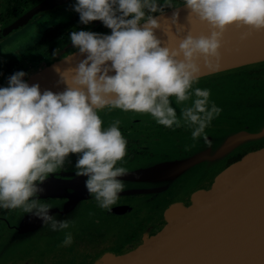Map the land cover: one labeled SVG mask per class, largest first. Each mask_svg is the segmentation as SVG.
<instances>
[{
    "label": "clouds",
    "instance_id": "obj_1",
    "mask_svg": "<svg viewBox=\"0 0 264 264\" xmlns=\"http://www.w3.org/2000/svg\"><path fill=\"white\" fill-rule=\"evenodd\" d=\"M71 10L81 24L100 21L110 34L73 30L74 51L53 50L62 90L30 84L24 71L0 87V208L64 232L63 246L73 243L75 221L59 219L42 201L50 176L75 156V176L86 178L88 194L109 211L126 187L129 173L119 165L128 142L120 120L105 126L100 112L150 114L169 129H191L193 141L211 148L206 129L222 109L209 89L194 85L205 68L221 67L230 30L242 40L264 35V0H75ZM197 24L207 31L198 33Z\"/></svg>",
    "mask_w": 264,
    "mask_h": 264
},
{
    "label": "flooded vegetation",
    "instance_id": "obj_2",
    "mask_svg": "<svg viewBox=\"0 0 264 264\" xmlns=\"http://www.w3.org/2000/svg\"><path fill=\"white\" fill-rule=\"evenodd\" d=\"M40 1L0 0V32ZM74 2L70 0L50 9L0 39V87L6 86L8 77L16 71L28 73V79L37 69L60 60L51 55L57 48L62 49L61 55L74 51L69 38L73 30L110 34L100 21L81 24L79 15L71 10ZM207 89L223 90L222 95L213 92L211 96L230 101L215 102L222 111L206 129L211 148L203 138L193 141L191 129L187 127L169 129L153 119L132 118L134 112L101 111L105 126L120 120V130L128 142L126 156L119 166L135 172L178 157L221 150L224 157L219 169H224L264 147L262 136L250 137L245 142H228L232 135L242 130L257 133L264 126V123L254 122L255 119L264 120V66L212 77L207 81ZM251 116L249 123L246 117ZM75 159L73 156L71 163L49 177L43 185L46 191L41 198L52 206L51 214L61 220L74 219L75 223L68 230L73 234V243L63 246L64 232H52L42 224H34L32 217L20 209L0 208V264H92L106 252L130 250L144 236L155 235L162 229L165 206L179 195L189 180L198 174L203 182L200 188H208L216 173L214 163L206 161L171 185L162 180L125 181L124 191L109 211L100 209L88 194L85 178L75 176ZM203 167H207L208 173L199 175ZM185 202H191L190 195H186Z\"/></svg>",
    "mask_w": 264,
    "mask_h": 264
},
{
    "label": "water",
    "instance_id": "obj_3",
    "mask_svg": "<svg viewBox=\"0 0 264 264\" xmlns=\"http://www.w3.org/2000/svg\"><path fill=\"white\" fill-rule=\"evenodd\" d=\"M69 1H40L5 27L0 32V39ZM184 15L182 12V23ZM196 30L206 32L207 28L197 24ZM59 63L60 60L44 65L26 80L30 84L39 83L42 89L62 90V86H57L58 76L54 71V65ZM258 66H264V35L242 40L240 31L230 30L222 48L221 67L213 71L205 68V74L194 87L207 88V81L212 77ZM136 117L139 120L153 119L150 114L136 113ZM256 136L264 137V126L257 133L242 130L232 135L228 142H245ZM223 157L221 150L212 154L203 152L128 172L124 181L162 180L171 185L206 161L214 163L216 168L208 188L193 186L194 182L200 181L198 174L184 186L181 193L190 195L191 202L176 199L165 206L163 227L157 234L144 236L130 250L106 252L92 264H264V147L248 153L229 167L219 169ZM201 171L203 173L199 175L208 173L207 167ZM31 220L34 224H42L39 219Z\"/></svg>",
    "mask_w": 264,
    "mask_h": 264
},
{
    "label": "rangeland",
    "instance_id": "obj_4",
    "mask_svg": "<svg viewBox=\"0 0 264 264\" xmlns=\"http://www.w3.org/2000/svg\"><path fill=\"white\" fill-rule=\"evenodd\" d=\"M39 36H40V34H39ZM35 39H36V38H35ZM210 92H211V94H212L213 92H216V91H211V90H210ZM223 92H224L223 90H219V91H217L215 94H216L217 96H220V95H222ZM225 97H226V96H225ZM225 97H223V98H225ZM211 100L214 101V102H220V103H222V104H225V100H224V99H221V98H218V97L211 98ZM105 110H108V109H105ZM263 113H264V112H263ZM131 116H132V118H136V119H137V117H136V113H135V112H134ZM252 118H253V116H251V117L248 119V122H249V123L251 122ZM144 120H145V119H144ZM254 122H260V125H262V124L264 123V120L260 121L259 119H255ZM201 185H203V182H202V181H196V182L193 183V186L196 187V188H197V187H200ZM186 195H187L186 192H185V194H182V193L180 192L179 195L176 196V198L173 199V201L176 200V199L184 200V199L186 198Z\"/></svg>",
    "mask_w": 264,
    "mask_h": 264
}]
</instances>
